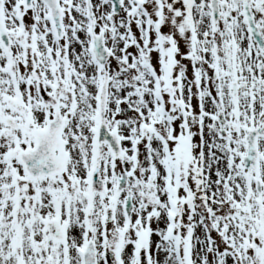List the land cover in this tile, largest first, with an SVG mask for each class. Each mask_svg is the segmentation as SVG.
Listing matches in <instances>:
<instances>
[{
	"label": "snow or ice",
	"instance_id": "snow-or-ice-1",
	"mask_svg": "<svg viewBox=\"0 0 264 264\" xmlns=\"http://www.w3.org/2000/svg\"><path fill=\"white\" fill-rule=\"evenodd\" d=\"M0 264H264V0H0Z\"/></svg>",
	"mask_w": 264,
	"mask_h": 264
}]
</instances>
